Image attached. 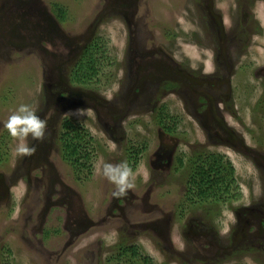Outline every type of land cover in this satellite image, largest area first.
Wrapping results in <instances>:
<instances>
[{
  "label": "rangeland",
  "instance_id": "1",
  "mask_svg": "<svg viewBox=\"0 0 264 264\" xmlns=\"http://www.w3.org/2000/svg\"><path fill=\"white\" fill-rule=\"evenodd\" d=\"M84 52L97 75L82 84ZM21 104L47 122L36 159L4 128ZM65 121L90 141L80 184L57 153ZM162 145L175 156L156 169ZM201 146L231 165L228 194L188 193L176 159ZM126 157L115 218L98 168ZM0 174V264H264V0H0Z\"/></svg>",
  "mask_w": 264,
  "mask_h": 264
},
{
  "label": "trees",
  "instance_id": "2",
  "mask_svg": "<svg viewBox=\"0 0 264 264\" xmlns=\"http://www.w3.org/2000/svg\"><path fill=\"white\" fill-rule=\"evenodd\" d=\"M58 19H62L63 13L61 9L55 8ZM97 59L95 58V54H86L85 52L82 56L76 61L73 65V69L75 70L74 76L76 81L81 82L82 84L91 81L97 75ZM155 119V124L161 128V130L165 133L172 134L173 128L169 127L167 123H165L166 114L156 113L152 115ZM63 132L59 133L58 140L59 144V154L63 161L67 163H72L73 173L75 179L81 176V169L87 170L88 173L91 171V164L89 163V154L88 152H84L82 155L80 154V150L82 147H87L90 142L88 139L86 140L87 134L80 127L73 125L71 122L65 121L63 122ZM87 150V148H85ZM137 152H134L136 155ZM78 160L80 162H78ZM132 157H126L125 161L127 163H132ZM186 167H191L193 170L188 172V178L186 180L187 191L191 193L192 196L195 195L198 198H207L213 197L215 198L216 192L220 187L218 184L225 182L226 190H222L223 195L228 194V187L233 182L232 172L233 169L228 162L223 161V159L214 154L208 153H200V155L196 156L195 154L187 157L184 161ZM179 167L184 166L185 164L181 162V160L177 161ZM228 195L226 196V198ZM225 198H221V201ZM134 248H129L131 251V257L135 254L133 253ZM135 250V249H134ZM119 256H127L126 250L120 251Z\"/></svg>",
  "mask_w": 264,
  "mask_h": 264
},
{
  "label": "clouds",
  "instance_id": "3",
  "mask_svg": "<svg viewBox=\"0 0 264 264\" xmlns=\"http://www.w3.org/2000/svg\"><path fill=\"white\" fill-rule=\"evenodd\" d=\"M4 128L8 134L17 141L14 153L20 157H28L35 154L37 148L35 144L30 145L28 140L43 142L47 129V122L39 115L34 107L28 104H21L12 112L6 122ZM110 150L115 151L117 144L114 141L109 142ZM98 172L115 185V190L112 193L114 198H123L128 195V192L135 187V174L133 169L126 161H121L118 164L103 163ZM145 180L148 179L147 173Z\"/></svg>",
  "mask_w": 264,
  "mask_h": 264
},
{
  "label": "flooded vegetation",
  "instance_id": "4",
  "mask_svg": "<svg viewBox=\"0 0 264 264\" xmlns=\"http://www.w3.org/2000/svg\"><path fill=\"white\" fill-rule=\"evenodd\" d=\"M49 32H51V26H42V36L48 34ZM163 135H168V137H171V135H173V134H168V133L163 132ZM201 147H202V149H201L200 152L206 153V149L203 146H201ZM36 148H37V150H36L35 154L32 155V156H30L29 158L36 159V154L41 149V148H39V145H37ZM174 148L175 147H170L168 145H162V147L157 152L154 153L155 160L151 162V164L153 165V167L154 168L156 167V169H159L161 167V165L168 167V164H170V162L173 160V158L175 156L174 154H175L176 149H174ZM203 151H205V152H203ZM57 153H59V152L57 151ZM215 154L217 156L221 157V158H224L219 153H215ZM184 155L182 153H180L179 154V157L176 159V161L181 160V162L184 163V161L187 159V157L192 156L191 154H189V156H186L187 154H184ZM125 159L123 161H125ZM78 162H80V161L78 160ZM68 168H69V171H70L71 179H73L74 182H76V183L78 182L79 184L81 182H84L81 176H77L78 179L77 178L75 179L74 173H73V168H72V163H69ZM90 173H91V171H90ZM3 183H4V180H3L2 175L0 174V185L3 184ZM112 192L110 193L109 199L107 197V201H106L107 204L106 205L108 206L109 209H108V211H107L106 214L108 216L111 215V216H114L115 218H117V217L120 218L121 216L120 215H117V214L121 213L120 207H123L124 205H126V204H124V202H125V198L127 196L126 197H123V198L117 199V198H114L112 196ZM113 210H115V212Z\"/></svg>",
  "mask_w": 264,
  "mask_h": 264
}]
</instances>
